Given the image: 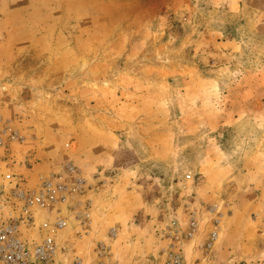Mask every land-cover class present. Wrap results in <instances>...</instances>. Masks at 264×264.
Returning <instances> with one entry per match:
<instances>
[{
	"label": "rangeland",
	"instance_id": "obj_1",
	"mask_svg": "<svg viewBox=\"0 0 264 264\" xmlns=\"http://www.w3.org/2000/svg\"><path fill=\"white\" fill-rule=\"evenodd\" d=\"M0 117L87 180L84 264H264V0H0Z\"/></svg>",
	"mask_w": 264,
	"mask_h": 264
},
{
	"label": "built area",
	"instance_id": "obj_2",
	"mask_svg": "<svg viewBox=\"0 0 264 264\" xmlns=\"http://www.w3.org/2000/svg\"><path fill=\"white\" fill-rule=\"evenodd\" d=\"M8 131L0 117V145ZM5 179L10 186L2 189L7 196L0 189V264H84L77 244L89 236L95 203L87 196V180L77 170L49 176L36 188L12 172ZM95 254L96 264H117L104 240L96 243Z\"/></svg>",
	"mask_w": 264,
	"mask_h": 264
},
{
	"label": "crops",
	"instance_id": "obj_3",
	"mask_svg": "<svg viewBox=\"0 0 264 264\" xmlns=\"http://www.w3.org/2000/svg\"><path fill=\"white\" fill-rule=\"evenodd\" d=\"M2 162H4V161H2ZM15 171L16 172H19L18 170H0V186H2V185H4L3 186V188H8L10 185H8L7 184V182H6V179H5V174H7V173H9V172H12V173H15ZM27 173H33V171L32 170H29V171H26ZM5 173V174H4ZM4 180V181H3ZM4 182V183H3ZM97 239V238H96ZM161 249H163V247L161 248ZM125 251V250H124ZM126 263V262H125ZM124 263V264H125ZM87 264V263H86ZM95 264H96V261H95Z\"/></svg>",
	"mask_w": 264,
	"mask_h": 264
}]
</instances>
